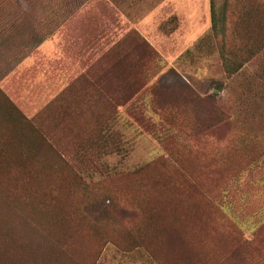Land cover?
Segmentation results:
<instances>
[{"label":"rangeland","instance_id":"obj_1","mask_svg":"<svg viewBox=\"0 0 264 264\" xmlns=\"http://www.w3.org/2000/svg\"><path fill=\"white\" fill-rule=\"evenodd\" d=\"M261 1L218 0L236 60ZM263 228L264 47L227 74L210 0H0V262L237 264Z\"/></svg>","mask_w":264,"mask_h":264},{"label":"trees","instance_id":"obj_2","mask_svg":"<svg viewBox=\"0 0 264 264\" xmlns=\"http://www.w3.org/2000/svg\"><path fill=\"white\" fill-rule=\"evenodd\" d=\"M258 6V5H257ZM259 7L264 8V1L260 2ZM255 12H258V10H254ZM210 15H211V28L215 35V37L219 40L220 44V55L223 62L224 70L227 74H235L239 69L242 68V66L252 60L258 52L261 51V49L264 47V43L259 46L258 48H254V35L255 33L250 29V25L248 27L241 28V34H237L240 38V41H242V45L245 48V53L247 54L242 60H236L238 57V53L234 50H231L230 52L225 51V42L228 38V36L231 37L232 30H228V16L226 11L225 5H220L218 0H210ZM248 11L243 10V12L240 14V18L237 17L236 23L233 24V27L240 26L241 24H245L244 18L247 17ZM243 17V18H241ZM250 24V23H248ZM252 27V26H251ZM143 58V57H142ZM138 81H136V77L133 76L131 78H125L120 83H117V88L124 89V94L128 92V90H131L132 88L138 86ZM134 94V92H133ZM128 97L131 98L132 95ZM127 96V95H125ZM123 98V97H122ZM103 203L100 202L101 206ZM8 232V231H7ZM258 240L254 243H248L246 241H242L239 238L235 239V249L239 252L237 256V264H256L254 262L255 258L248 259V255H246L249 251L257 252L259 253L261 251L262 245H264V228L259 232L258 234ZM4 246H6V251H8V254H6L3 257V261L0 262V264H50V259H45L41 263H39L36 259L31 257L32 255L29 254L28 257L24 260H22L19 256L24 253V251H33L35 250V244L32 243H25L20 241H14V239H10V241H7V243H2ZM240 248V251H239ZM23 256V255H22ZM260 257H263L262 255ZM50 260V261H49ZM251 260V261H249ZM253 260V261H252ZM52 264H61L60 260H56V262Z\"/></svg>","mask_w":264,"mask_h":264}]
</instances>
